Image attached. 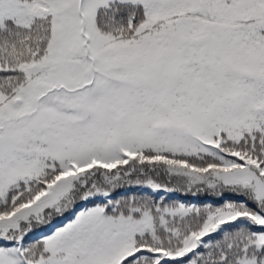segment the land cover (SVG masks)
I'll return each mask as SVG.
<instances>
[{
    "label": "snow or ice",
    "instance_id": "1",
    "mask_svg": "<svg viewBox=\"0 0 264 264\" xmlns=\"http://www.w3.org/2000/svg\"><path fill=\"white\" fill-rule=\"evenodd\" d=\"M0 264H264V0H0Z\"/></svg>",
    "mask_w": 264,
    "mask_h": 264
}]
</instances>
